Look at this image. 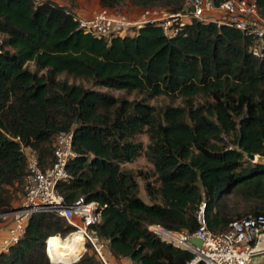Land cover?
<instances>
[{"label": "trees", "instance_id": "16d2710c", "mask_svg": "<svg viewBox=\"0 0 264 264\" xmlns=\"http://www.w3.org/2000/svg\"><path fill=\"white\" fill-rule=\"evenodd\" d=\"M96 1L114 11L129 1L142 10L178 13L187 0ZM255 2L264 18V0ZM0 35V213L13 208L27 154L46 169L56 135L73 127L77 156L57 190L68 204L80 196L99 204L101 221L91 230L118 261L186 264L193 254L161 241L148 226L191 234L202 201L214 233L234 219L264 214V163L248 157L264 156V56L250 51L252 36L192 19L171 38L150 22L133 34L99 38L55 0H0ZM62 73L144 98L69 83L58 78ZM158 96L180 104L146 101ZM143 133L145 149L135 141ZM141 154L151 175L122 168ZM227 195L254 204L232 217ZM72 229L54 212L35 213L17 243L0 253V264H54L45 245L49 250L54 237ZM74 264L102 263L88 245Z\"/></svg>", "mask_w": 264, "mask_h": 264}, {"label": "built area", "instance_id": "2783aa9c", "mask_svg": "<svg viewBox=\"0 0 264 264\" xmlns=\"http://www.w3.org/2000/svg\"><path fill=\"white\" fill-rule=\"evenodd\" d=\"M76 18L79 27L85 32L105 39L133 34L148 22L157 23L164 34L171 38L192 19L212 21L217 25L236 27L252 36L254 39L249 47L250 51L256 56H264V18L260 15L255 0H220L218 4L214 0H187L181 12L146 9L142 10L138 19H131L99 6L89 16L76 15ZM73 137V127L56 135L54 161L46 169L41 168L34 153L27 154L21 199L9 212L0 213V220L8 221L7 236L0 240V253L8 252L9 247L17 243L33 214L54 212L73 228L64 236H58L66 239L78 234L77 238L82 245L78 255H65L58 258L59 262H77L89 245L102 264H123L109 252L107 241L91 230L92 226L101 221L99 204L87 201L84 196L68 204L57 190V184L69 178L67 166L77 156L73 148ZM205 206V201H202L198 211L199 227L191 234L168 229L159 223L149 225L148 229L161 241L189 250L193 257L186 264H264V214H249L234 219L228 224L226 231L214 233L207 227ZM192 237L202 241L200 248L189 241ZM45 249L49 260L56 263L46 245Z\"/></svg>", "mask_w": 264, "mask_h": 264}, {"label": "rangeland", "instance_id": "374dc122", "mask_svg": "<svg viewBox=\"0 0 264 264\" xmlns=\"http://www.w3.org/2000/svg\"><path fill=\"white\" fill-rule=\"evenodd\" d=\"M57 2H68V3H74V0L72 2V0H56ZM85 1H91V0H75V3L79 4V3H83ZM159 11H165L161 9L160 7H156L153 8ZM96 10V9H95ZM114 13H118V14H122L125 15L131 19H138L142 13V9L132 5L129 1H123L117 8L116 10H112ZM2 40V36L0 35V41ZM27 67L32 70L35 71V66L32 62L27 63ZM42 73V71L40 72ZM59 79H65L67 80L69 83H75V84H82L87 88H95V89H99V90H103V91H107L109 93H111L112 95L116 96V97H125L129 100H133V99H142L144 98V96L140 93L137 92H131V93H127L124 90H116V89H108V88H104V87H94L91 82L83 79V78H75L71 75L62 73L58 76ZM146 101L151 104L154 105L156 107H163L164 105L167 104H173V105H178L180 104V99H175V100H170L168 97L165 96H158L155 98H149L146 99ZM135 141L137 143H141L143 149H145L146 145L148 144L149 140H148V136L147 134L143 133L138 135L135 138ZM123 169H128V170H132L135 173H148L149 175H151L153 173V167L152 165L145 159V157L143 156V154H141L138 158H136L133 162L130 163H124L121 165ZM153 179V178H152ZM138 183H139V196L144 199L146 202L148 201L147 197L145 196V192H144V179L142 177H138L137 178ZM21 195H22V191L20 190L19 192H17L14 204H17L20 199H21ZM223 202H225V205L232 210V217H236V215H234L235 213L238 212H243L244 210H247L252 204H254L253 202H246L241 200L238 197H235L233 195H227L224 199ZM1 221V220H0ZM75 235L73 234V237ZM50 246V245H49ZM125 259H121L119 260L120 263H125Z\"/></svg>", "mask_w": 264, "mask_h": 264}, {"label": "crops", "instance_id": "0c3cea01", "mask_svg": "<svg viewBox=\"0 0 264 264\" xmlns=\"http://www.w3.org/2000/svg\"><path fill=\"white\" fill-rule=\"evenodd\" d=\"M56 1V0H55ZM57 2V1H56ZM73 2V0H72ZM62 5H65V6H68L69 8H71V10L78 16H83V17H87L89 16L95 9H97L99 7V4L96 0H91V1H85L83 3H75V0H74V3H68V2H58ZM256 161H261L264 163V156H259V155H256ZM7 222H2L0 221V240L3 238V237H6L7 236V233H6V226H7ZM78 237V234L76 235ZM56 239H52L51 242H50V246H49V250L48 252L51 253L53 251H57L59 249H66L68 252L71 253V249L72 247H74V245H77L78 247L77 248H80L81 247V244L80 242L79 243H72L71 242H68L66 244H64V242H67V241H70L71 239H69V236L68 238L66 239H62L61 237L57 236L55 237ZM79 239V238H78ZM63 241V242H62ZM74 244V245H72ZM76 248V249H77ZM125 264H128V260L125 259Z\"/></svg>", "mask_w": 264, "mask_h": 264}, {"label": "bare ground", "instance_id": "6f19581e", "mask_svg": "<svg viewBox=\"0 0 264 264\" xmlns=\"http://www.w3.org/2000/svg\"><path fill=\"white\" fill-rule=\"evenodd\" d=\"M75 236L73 237V235H70L69 236V239H71L70 241H67V242H64V244H66V243H68V242H71L72 241V243H79V240H78V238H77V234H74ZM54 239H56L55 237H54ZM63 242V241H62ZM74 244H72V245H74ZM78 246L77 245H74V247H72V249H71V253L70 252H68L66 249H59V250H57V251H53L52 253H51V256L53 257V259H54V262L56 261V263H58L60 260H58V258H63V257H65V255H68V254H70L71 255V257H73V255L75 256V254H73L74 252H75V250H76V248H77Z\"/></svg>", "mask_w": 264, "mask_h": 264}, {"label": "water", "instance_id": "95a60500", "mask_svg": "<svg viewBox=\"0 0 264 264\" xmlns=\"http://www.w3.org/2000/svg\"><path fill=\"white\" fill-rule=\"evenodd\" d=\"M248 157L252 160V161H255L256 160V155L254 154H249ZM194 246L200 248L201 245H202V241L200 239H197V238H190L189 240ZM75 261L73 262H70V263H63V262H58V263H54V264H74Z\"/></svg>", "mask_w": 264, "mask_h": 264}]
</instances>
